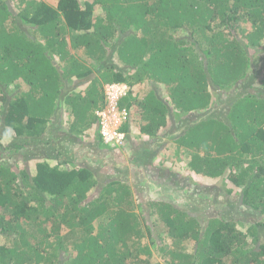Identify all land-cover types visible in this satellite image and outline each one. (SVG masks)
<instances>
[{
	"label": "trees",
	"instance_id": "obj_1",
	"mask_svg": "<svg viewBox=\"0 0 264 264\" xmlns=\"http://www.w3.org/2000/svg\"><path fill=\"white\" fill-rule=\"evenodd\" d=\"M122 83L159 188L81 160ZM0 124V264H264V0H0Z\"/></svg>",
	"mask_w": 264,
	"mask_h": 264
},
{
	"label": "rangeland",
	"instance_id": "obj_2",
	"mask_svg": "<svg viewBox=\"0 0 264 264\" xmlns=\"http://www.w3.org/2000/svg\"><path fill=\"white\" fill-rule=\"evenodd\" d=\"M53 3H56L57 0H51ZM82 2L84 3L85 0H82ZM145 85L147 86V83H145ZM149 87H147L148 89ZM242 91V90H240ZM258 93V92H257ZM166 95V93H163ZM244 95H246V93H244ZM225 100V98H224ZM221 109V108H220ZM137 114V115H136ZM131 136L129 138V141L127 142V144L125 145V147L122 150H118V151H112V150H106V149H98V148H88L86 150L81 151V153L83 154V158H81L82 162H84L86 165H90V166H95L97 165V168H99L103 173L108 174V176L110 177H114V178H120V179H124L126 181H129L132 185L135 184H140V182L142 181V179H147V178H142L144 176V174L149 177V179H147V181L150 183L151 181L154 183L155 188H159V184L161 185V183H159L158 180H156L154 174H156V168L159 167V172L160 169L162 168H168V169H175L176 171H181L178 167H176L177 165H183L184 162H180V164L178 163H173L170 162L171 158L167 159L166 155L169 156V154L166 155H159V157L156 158L153 166H147L148 165V160L147 158H144L143 162H142V166L141 167H136L135 164L131 163V158H132V149L130 147V143L134 142H147L148 145V149L152 148L153 150L159 152L164 145H171L170 141L172 140L171 137L169 135H164L161 137H154V138H149L147 136H145L142 132H141V127L148 125V122L145 121L144 118H142L138 113L132 114L131 116ZM174 136L178 135L173 134ZM69 135H67L66 137H68ZM92 141L93 138H90L89 141ZM16 139L15 137H10V132L7 131V129L0 124V143L3 145H9L10 143L15 142ZM136 145V144H135ZM127 146V147H126ZM51 151V148L47 145L43 146L42 144H36L34 145V147H27L25 148L22 152L18 153L17 155V159L21 158L22 163L21 165H23V163H26V166H28L32 171H35V165L34 162L37 159L42 158V154L43 153H49ZM87 153V154H84ZM185 153V152H184ZM123 154H126V156L124 157ZM87 155V156H85ZM151 156V155H148ZM130 158V163L127 161V158ZM145 157V156H144ZM12 164H14V161H11ZM157 167H156V166ZM96 167V166H95ZM176 167V168H175ZM122 171V172H121ZM161 173L163 175H166V171L162 170ZM198 183V181H197ZM202 182H199V187L200 188V192H197V194H201L203 193V190L206 186V183H203L201 185ZM198 184H196L198 186ZM208 186V185H207ZM209 187V186H208ZM163 189V188H162ZM152 190V189H150ZM157 189H153L150 193L156 191ZM139 197H144V195H149L148 192L146 191V189L140 187L138 188ZM173 196V195H172ZM179 198V197H178ZM199 198V197H198ZM158 228H161V230H164L165 228L160 225ZM193 244L189 243L188 244V249L189 251L192 249ZM170 257L167 256H163L161 254H155V256L153 257L152 261L153 262H157L160 261L162 263H165L166 260H168Z\"/></svg>",
	"mask_w": 264,
	"mask_h": 264
},
{
	"label": "built area",
	"instance_id": "obj_3",
	"mask_svg": "<svg viewBox=\"0 0 264 264\" xmlns=\"http://www.w3.org/2000/svg\"><path fill=\"white\" fill-rule=\"evenodd\" d=\"M128 91L126 84L108 85L105 90L106 107L96 112L100 119L102 139L111 148L121 149L128 141V134L121 128L130 121L131 115L126 108L122 109L119 105Z\"/></svg>",
	"mask_w": 264,
	"mask_h": 264
},
{
	"label": "clouds",
	"instance_id": "obj_4",
	"mask_svg": "<svg viewBox=\"0 0 264 264\" xmlns=\"http://www.w3.org/2000/svg\"><path fill=\"white\" fill-rule=\"evenodd\" d=\"M122 84H124V83H122ZM110 85H112V84H110ZM126 85H127V84H126ZM107 86H108V85H107ZM107 86H106V87H107ZM127 86H128V85H127ZM106 87H105V90H106ZM131 121H132V119L130 118V122H131ZM121 129H122V128H121ZM130 134H131V133H130ZM129 138H130V137L128 136V140H129ZM127 142H128V141H127ZM105 144H106V143H105ZM126 144H127V143H126ZM106 145H107V144H106ZM107 146H108V145H107ZM108 147H110V146H108ZM124 147H125V146H124ZM124 147H123V148H124ZM126 147H127V146H126ZM123 148H121V149H116V151H118V150L120 151V150H122ZM145 193H146V192H145Z\"/></svg>",
	"mask_w": 264,
	"mask_h": 264
},
{
	"label": "crops",
	"instance_id": "obj_5",
	"mask_svg": "<svg viewBox=\"0 0 264 264\" xmlns=\"http://www.w3.org/2000/svg\"><path fill=\"white\" fill-rule=\"evenodd\" d=\"M124 155V157L126 156V154H123ZM143 160H144V158H142L140 161H141V163L143 162ZM127 161L130 163V158L128 157L127 158Z\"/></svg>",
	"mask_w": 264,
	"mask_h": 264
}]
</instances>
